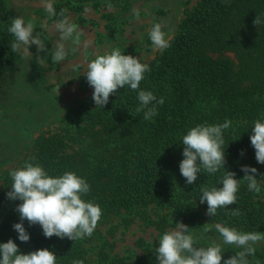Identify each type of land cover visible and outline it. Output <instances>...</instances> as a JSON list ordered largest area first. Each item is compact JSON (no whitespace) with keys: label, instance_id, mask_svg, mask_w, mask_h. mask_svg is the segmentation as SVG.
<instances>
[{"label":"trees","instance_id":"16d2710c","mask_svg":"<svg viewBox=\"0 0 264 264\" xmlns=\"http://www.w3.org/2000/svg\"><path fill=\"white\" fill-rule=\"evenodd\" d=\"M110 4L129 0H106ZM101 0H60L55 15L69 8L82 12L91 6L97 9ZM257 15L262 23L254 26ZM14 19L6 0H0V98L11 78L17 52L8 32ZM147 65L141 90L151 91L164 104L157 105L158 114L144 119L137 113V92L127 85L110 95L108 103L97 108L92 96L68 109L62 122L64 129L40 138L36 143L35 162L51 176L65 171L75 172L90 185L82 197L99 204L102 216L97 225L115 217L129 224L138 218L153 227L161 236L177 222L195 226L207 212L201 204V186L221 187L223 169L208 174L201 169L197 180L187 184L179 171L183 159L182 136L190 128L231 121L223 131L226 164L224 170L234 172L242 180L237 202L226 209H217L215 216L206 217L213 223L234 227L241 232L264 233V164L257 163L249 137L253 122L264 118V0H199L178 25L170 39V47L160 51ZM243 151V156L240 153ZM255 168L259 194L250 192L241 168ZM10 171L2 178L0 187V243L9 239L17 245L19 254L48 249L57 257L56 264H71L81 259L89 264L85 244L88 237L71 241L56 236L45 238L39 225L23 226L30 236L21 242L13 225L20 223L15 211L19 200H9ZM252 175V173H248ZM239 208L242 215L227 212ZM163 211L152 219L149 210ZM196 222V223H195ZM135 251L123 257H108L99 250V264H157L150 256V245L138 240ZM197 247L208 244L197 243ZM238 248H222L223 260ZM264 264V251L256 250L247 257Z\"/></svg>","mask_w":264,"mask_h":264},{"label":"clouds","instance_id":"9594fccd","mask_svg":"<svg viewBox=\"0 0 264 264\" xmlns=\"http://www.w3.org/2000/svg\"><path fill=\"white\" fill-rule=\"evenodd\" d=\"M46 10L55 15L51 0H44ZM228 3V0H225ZM112 7L111 4L108 5ZM61 19L55 23L59 33L55 51L51 60L56 63L65 61L67 51L65 42L71 40L78 45L81 42V30L76 24L69 22L60 13ZM262 23L260 15L253 21L254 26ZM8 32L14 40L11 44L12 51L30 55V45H36L37 51L45 50V46L38 34L33 36L32 22H25L19 16L11 19ZM148 37L155 49L163 51L170 47L167 33L163 31V24L155 22L148 31ZM37 62H45L37 56ZM150 71L147 64L141 63L138 57L124 55L119 48L110 52L96 55L87 63L84 75L88 85L93 89L92 100L97 108H103L109 101L110 95L126 85L137 92L139 106L137 113L144 112V119L148 120L158 114L157 105L164 104V98L157 97L147 90L140 89L144 74ZM252 135L249 137L251 146L255 150L257 163L264 164V118L253 122ZM231 121L225 120L221 124L196 125L182 136L183 159L179 163V171L187 184H193L201 169L208 174H215L223 169L220 180L221 187L201 186L200 203L207 204L206 215L212 217L217 214V209H226L237 202L236 193L242 180L235 179V173L224 170L226 164L223 131L228 129ZM243 151L240 153L243 156ZM241 171L245 173L243 181L247 182L250 192L259 194V182L254 178L257 170L244 166ZM248 173H252L249 175ZM12 184L7 192L9 200H19L15 211L18 212L20 223L13 225L21 242H28L29 234L23 226L27 221L29 226L39 225L45 238L56 236L60 239L67 238L71 241L90 237L95 230L102 210L99 204L85 201L90 192V185L75 172L65 171L62 175L53 177L49 175L35 158L24 162L22 167L12 169L9 173ZM228 215L239 217L242 215L239 208L227 212ZM206 231H211L208 224L204 225ZM221 237V242L212 241L206 247H197L198 239L183 223L177 222L175 227L166 230L156 241L158 247L154 249L157 264H222V245H234L237 251L230 258L223 260V264H250L247 257L254 256L255 244L264 241V233L257 231L241 232L234 227L214 225ZM57 257L48 249H39L28 254H19V249L13 240L0 243V264H56ZM71 264H84L81 259L72 260ZM255 264H260L259 260Z\"/></svg>","mask_w":264,"mask_h":264},{"label":"rangeland","instance_id":"374dc122","mask_svg":"<svg viewBox=\"0 0 264 264\" xmlns=\"http://www.w3.org/2000/svg\"><path fill=\"white\" fill-rule=\"evenodd\" d=\"M198 1L129 0L126 5L118 1L109 8L110 3L101 0L97 9L88 6L82 12H75L66 8L65 17L82 32L81 42L76 45L71 40L66 41V59L56 63L51 60L59 37L55 29L56 15L46 10L44 0H6L14 18L21 16L26 23H33V36L39 35L45 50L38 52L33 44L29 47L31 56L17 52L13 73L0 98V187L6 173L34 157L40 138L65 128L62 117L68 109L92 96L93 89L84 75L91 59L119 48L122 54L138 57L141 63L148 64L160 53L148 37L153 23L161 22L170 40ZM51 3L55 11L60 0H51ZM37 56L45 62H37ZM162 214L165 212L149 210L152 219ZM122 218L115 217L97 225L88 237L85 248L89 264H99L100 249L110 258L123 257L131 251L142 255L135 246L140 239L150 245V256L156 261L154 249L158 247L155 241L159 233L138 218L133 217L129 224ZM206 224L211 231L205 230ZM214 225L203 213L197 225L187 227L198 243L209 245L212 241L221 242ZM227 247L237 248L222 245V248ZM254 247L264 251V241Z\"/></svg>","mask_w":264,"mask_h":264}]
</instances>
